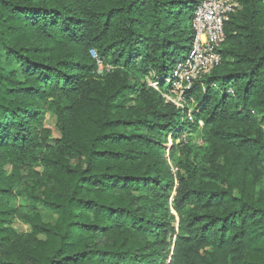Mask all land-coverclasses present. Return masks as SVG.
Segmentation results:
<instances>
[{"label": "trees", "instance_id": "obj_1", "mask_svg": "<svg viewBox=\"0 0 264 264\" xmlns=\"http://www.w3.org/2000/svg\"><path fill=\"white\" fill-rule=\"evenodd\" d=\"M240 1L181 108L199 0H0V264H264V0Z\"/></svg>", "mask_w": 264, "mask_h": 264}, {"label": "built area", "instance_id": "obj_2", "mask_svg": "<svg viewBox=\"0 0 264 264\" xmlns=\"http://www.w3.org/2000/svg\"><path fill=\"white\" fill-rule=\"evenodd\" d=\"M241 9L240 0H199L192 19L193 38L189 52L177 63L173 75L165 81L170 88L169 93L179 97L180 101L163 94L165 99L184 108L185 93L221 64L220 51L226 41V24ZM147 82L152 88L158 87L151 78ZM193 118L190 109L187 119L192 121ZM199 125L202 127L203 123L199 122Z\"/></svg>", "mask_w": 264, "mask_h": 264}, {"label": "rangeland", "instance_id": "obj_3", "mask_svg": "<svg viewBox=\"0 0 264 264\" xmlns=\"http://www.w3.org/2000/svg\"><path fill=\"white\" fill-rule=\"evenodd\" d=\"M191 33H193L192 29L190 30V34ZM190 47H191V41H188L186 43V48L189 49ZM188 52H189V50H188ZM188 52L186 53V55L188 54ZM92 57L96 58V55L92 53ZM102 72H103V67L101 66L99 73L103 74ZM163 94L166 95L167 97L169 96L173 100H176L178 102L180 101L179 97L172 95L169 92L164 91ZM184 101L185 100L183 99V102ZM57 123H58L57 118L52 113H49V112L46 113L44 120H43V125H44V128L50 132L49 143L51 145H55L56 142L61 138L60 132H59L58 127H57ZM181 141H183V138H181L178 141V143ZM197 141H198V138H197V136H195L194 142L196 143ZM169 142H170V140H169ZM167 146L169 149L171 147V144H168ZM169 155H170L169 151L168 150L165 151L164 157L170 163L171 170L174 173V172H176L175 168H174V162L169 158ZM179 156H180V154L177 153V155L175 157L177 158ZM3 168H4V171L6 174L10 175L12 173V167L7 162H5ZM33 171L41 172L42 168L40 166L24 167L21 170V175H22V177H29L30 173ZM25 186L29 187V184L27 183ZM12 205H14L15 207L21 206L22 209L24 210V212H30V209H31L30 207H32V204L28 200H25V198H23L21 196H18L15 200H13ZM37 211L40 214L44 223L53 224L56 222L57 218L55 216H53L52 214H50L49 212H47L42 205L37 206ZM12 225H13L12 227H13L15 233L19 236H26V235H29L32 233V227L29 224L23 222L20 218L13 219Z\"/></svg>", "mask_w": 264, "mask_h": 264}]
</instances>
